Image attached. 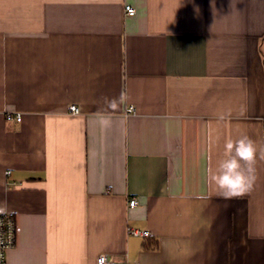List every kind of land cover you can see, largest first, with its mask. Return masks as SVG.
Returning a JSON list of instances; mask_svg holds the SVG:
<instances>
[{"label": "crops", "instance_id": "0c3cea01", "mask_svg": "<svg viewBox=\"0 0 264 264\" xmlns=\"http://www.w3.org/2000/svg\"><path fill=\"white\" fill-rule=\"evenodd\" d=\"M242 135L264 147V0H0L7 264H264V160L243 197L207 179Z\"/></svg>", "mask_w": 264, "mask_h": 264}, {"label": "clouds", "instance_id": "9594fccd", "mask_svg": "<svg viewBox=\"0 0 264 264\" xmlns=\"http://www.w3.org/2000/svg\"><path fill=\"white\" fill-rule=\"evenodd\" d=\"M125 100L126 94L122 92L119 101H106L107 107L115 109L118 103ZM220 118L223 119L222 116ZM98 124L105 129L111 127V116L106 112L99 113ZM223 155L224 159L214 170L207 169V179L224 198L243 197L254 187L257 179L255 165L257 160H264V147H258L250 137L242 135L225 141ZM6 211V205L0 206V214Z\"/></svg>", "mask_w": 264, "mask_h": 264}, {"label": "built area", "instance_id": "2783aa9c", "mask_svg": "<svg viewBox=\"0 0 264 264\" xmlns=\"http://www.w3.org/2000/svg\"><path fill=\"white\" fill-rule=\"evenodd\" d=\"M126 13L130 16L136 14V9L127 4L125 6ZM133 107H130L129 111H133ZM72 112H77L78 109L75 105L70 106ZM8 120H17L21 121V113L16 114H7ZM137 203L135 199L130 200V205L133 206ZM137 235H143L145 237L150 236L149 231H131ZM17 238V218L16 213L13 211H6L0 214V264H7V253L16 245ZM97 264H116L107 254H101L97 258Z\"/></svg>", "mask_w": 264, "mask_h": 264}, {"label": "trees", "instance_id": "16d2710c", "mask_svg": "<svg viewBox=\"0 0 264 264\" xmlns=\"http://www.w3.org/2000/svg\"><path fill=\"white\" fill-rule=\"evenodd\" d=\"M146 246H147V247H150V245H148V244H147Z\"/></svg>", "mask_w": 264, "mask_h": 264}]
</instances>
